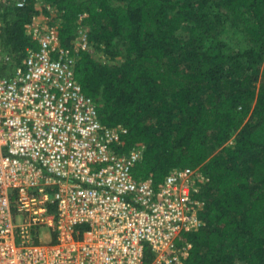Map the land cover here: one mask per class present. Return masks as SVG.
<instances>
[{
	"label": "trees",
	"instance_id": "obj_1",
	"mask_svg": "<svg viewBox=\"0 0 264 264\" xmlns=\"http://www.w3.org/2000/svg\"><path fill=\"white\" fill-rule=\"evenodd\" d=\"M116 2V4H114ZM0 52L11 75L46 27L52 56L69 50L75 77L98 103L101 121L122 125V151L145 145L136 179L161 185L170 170L201 169V224L184 230L191 247L176 264H264V0H7ZM87 41L109 66L73 43ZM232 28L250 44L233 45ZM259 82V86L256 84ZM153 259L146 249L145 264Z\"/></svg>",
	"mask_w": 264,
	"mask_h": 264
},
{
	"label": "built area",
	"instance_id": "obj_2",
	"mask_svg": "<svg viewBox=\"0 0 264 264\" xmlns=\"http://www.w3.org/2000/svg\"><path fill=\"white\" fill-rule=\"evenodd\" d=\"M29 33L39 49L0 76V264H145L147 248L149 264H176L191 247L183 231L201 224L205 174L176 167L158 187L136 179L146 146L122 151L125 128L101 121L77 58L52 56L46 27ZM10 62L0 52V67Z\"/></svg>",
	"mask_w": 264,
	"mask_h": 264
},
{
	"label": "rangeland",
	"instance_id": "obj_3",
	"mask_svg": "<svg viewBox=\"0 0 264 264\" xmlns=\"http://www.w3.org/2000/svg\"><path fill=\"white\" fill-rule=\"evenodd\" d=\"M114 4H116V2H114ZM225 30H226V33H225L226 38L233 45L236 46V44H237V46H240L241 48H246L250 45L244 40V38L239 33H236L232 28L227 26ZM87 32H88L87 27H85V26L80 27L78 35L76 36L75 40L73 41V43L76 47L80 46L83 38L87 36ZM115 46L121 53V57H119V58L110 57L109 55L104 54V52L99 51L98 49H95L92 46H89L88 50L92 54L93 58L95 60H97L98 62H100L102 64H107L109 66H113V65H117L120 62H122L124 57H125V48H124L123 44L120 41H116ZM256 86H259V82L256 84ZM200 171L202 172L201 169L197 170V172H200ZM48 238L49 237L47 234L42 235L43 241H47Z\"/></svg>",
	"mask_w": 264,
	"mask_h": 264
}]
</instances>
